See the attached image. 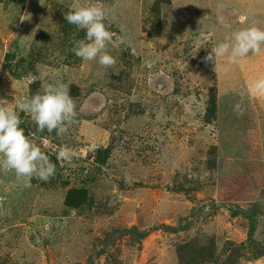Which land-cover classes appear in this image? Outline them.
Listing matches in <instances>:
<instances>
[{"label": "rangeland", "instance_id": "1", "mask_svg": "<svg viewBox=\"0 0 264 264\" xmlns=\"http://www.w3.org/2000/svg\"><path fill=\"white\" fill-rule=\"evenodd\" d=\"M154 1L0 0V103L15 106L32 96V86L37 93L54 79L83 89L74 99L77 118L62 135L45 130L48 135L41 136L27 119L44 152L57 157L61 147L69 150L67 159L58 160L70 173L67 184L57 174L44 182L0 171V264H85L90 252L101 248L97 238H104L102 230L110 225L142 230L161 224L179 229L153 231L141 242L123 237L96 264H178V245L206 236L225 250L222 259L228 264L229 258L233 264H264V255L254 258L257 246L248 245V221L230 210L256 200L253 180L247 174L215 179L204 164L212 145L230 140L231 132L224 134L229 128L221 126L228 121L221 120L234 107L242 131L251 133L246 151L235 135L236 158L264 166V97L248 87L264 76V52L232 65L221 59L216 70L205 61L214 46L242 27L240 16L246 17L244 26L264 28V0H170L162 5L159 31L151 26ZM85 2L102 3L109 30L124 39L117 48L109 46L116 58L111 67L75 59L70 64L73 31L67 43L45 42L62 24L53 5L61 4L66 14ZM110 75L119 82L108 81ZM213 93L221 120L208 123ZM235 98L245 100L243 106H234ZM19 114L26 121L27 115ZM98 150H112V156L102 163L103 172H92L89 179L103 196L114 197L113 213L68 211L64 196L85 180L89 185L87 173L78 171L95 163ZM184 177L195 182L194 199L172 190ZM256 234L264 246V215Z\"/></svg>", "mask_w": 264, "mask_h": 264}, {"label": "clouds", "instance_id": "2", "mask_svg": "<svg viewBox=\"0 0 264 264\" xmlns=\"http://www.w3.org/2000/svg\"><path fill=\"white\" fill-rule=\"evenodd\" d=\"M65 20L85 32L83 39L75 42L72 51L82 61H96L107 68L115 65L111 48L124 43L123 37H114L107 23L108 12L102 3L85 2L73 4L65 14ZM246 17L240 16L242 25L214 46L205 57L215 70L223 59L227 65L238 63L251 55L264 52V28L258 24L245 25ZM249 92L264 97V76L249 84ZM20 112L25 113L37 126L39 132L62 135L78 115L77 105L70 95L69 87L61 80H52L42 91L19 100L15 106L0 103V171L13 172L17 179L31 181L36 178L47 182L56 174V164L50 159L30 133L22 127ZM69 150L61 147L57 160L67 159Z\"/></svg>", "mask_w": 264, "mask_h": 264}, {"label": "trees", "instance_id": "3", "mask_svg": "<svg viewBox=\"0 0 264 264\" xmlns=\"http://www.w3.org/2000/svg\"><path fill=\"white\" fill-rule=\"evenodd\" d=\"M23 1V0H19ZM165 4H171L170 0H155L152 7H151V13L153 15V18L151 19V26L155 28V31L161 30V22H162V5ZM52 8V7H51ZM60 18L62 21V24L60 26H57L56 29H54V35L52 38H48L45 42H61L66 40L65 43H67L68 38L70 37V34H74L75 32V39L76 41L83 39L85 36V32L83 30L77 29L76 26L69 24L65 20V7H63L59 3H55L53 5L52 9ZM56 31V32H55ZM73 31V32H71ZM68 37V38H67ZM61 40V41H60ZM69 56L67 61H69L70 64H73V59H75L76 64H80L82 60L75 56L72 49L67 53ZM127 55V54H126ZM125 56V54H124ZM74 62V64H75ZM120 77L114 75L108 76V81L112 82H119ZM110 84H108L109 86ZM81 84H70L69 86V92L70 95L73 97V99L79 98L82 95L83 89H81ZM110 91H113V86L109 88ZM31 94H36V90L34 86L31 88ZM237 94L235 93V96ZM245 103V100L240 98L233 99V105L237 106V104ZM243 106V105H242ZM247 107H249V103L247 102ZM245 108V107H244ZM219 102L217 100V97L215 93H213L209 99V104L206 109V115L205 119L208 123H212L215 119L221 120L219 118ZM235 115V108L232 109L229 108L227 111V116L225 119L221 120H227L228 124H223L221 122V126L228 127L229 130H227L224 134H230V140H219V142L216 145H212L210 150L207 151L206 158H205V168L209 169V171L214 175L215 179H220L223 177H232V176H238L242 174H247L246 176L252 179L255 184V189H257V193L259 194L256 198V200L249 204L248 207L243 208L241 205H235L233 204L230 208V210L235 213V215L243 216L247 221V235H248V245H255L257 246L258 253L254 256V258H258L262 255H264V246L262 245V242L259 241L256 238V232L259 226V222L261 221L262 216L264 215V186L262 183H264V166H261L260 164L255 163L254 160H250L249 163L244 164L241 163L239 158H236L235 154V135L241 136V146L246 151L245 145L248 144V137L251 133L244 132L241 129V125L237 123L238 119H240L241 113H238V117ZM24 117V116H23ZM23 120L22 127L25 129L26 133H30L33 136V133L29 130V119L28 116ZM28 119V120H27ZM31 120V119H30ZM236 122V123H235ZM31 123L33 124L31 126L32 129L35 130L36 133L41 135L43 133L44 135H48L47 132H39L37 130L36 124L31 120ZM238 124V125H237ZM42 136V135H41ZM233 136V137H232ZM50 156V159L53 163L56 164V174L60 176L61 180L65 182L64 184H67L69 181V178H66V176H70V173L62 168L57 160V157L54 154H51L50 152H45ZM112 150H98L95 153V163H90V165L87 167V169H81L78 171V173L83 174L84 172L87 173L88 179L92 172L95 173V176L99 173H102L103 170L101 169V165L106 164L107 161L111 159ZM126 157V155H125ZM259 162V161H257ZM89 173V174H88ZM198 177H202L199 173L197 174ZM262 176V179L259 177ZM259 179V180H258ZM33 181V180H32ZM34 182V181H33ZM82 186H75L68 190L64 196L63 199V205L65 208L75 211H81L86 215L95 214V215H102L106 212H109L111 215L113 213V209L109 206V202H112L114 200L113 196H103L102 193H100V188L97 184L93 183L89 179V187L86 184V180L83 183ZM105 184V183H104ZM119 184V183H118ZM121 186L125 187V184L120 183ZM91 188H96L98 191H94ZM172 190L183 193L186 195V197H189L190 199H194L190 194L197 190L195 188V182H192L191 180H188L184 177L182 182L176 186L172 187ZM105 194V190L103 191ZM101 195L103 197H101ZM101 197V198H100ZM96 209V210H94ZM112 209V210H111ZM108 215V216H110ZM195 215V212L193 213ZM115 224V223H114ZM188 227V224H187ZM162 229L165 232L169 233H175L178 231L179 228L167 225V224H161V226H153L152 228H145V229H139L138 226H130V227H120L116 225H110V228L103 229L102 232L104 233V238H97L98 241L101 243V248L97 251L90 252V254L87 257V262L85 264H96V260L107 253L110 246H115L116 242L119 241L121 238L130 236L131 239L137 240L138 242H141L144 240L149 234L153 231ZM214 240L211 239V237H202L198 240H190L188 243L178 246L181 247L180 257L178 264H226V260L222 259V255L225 252V250H220L218 246L214 244ZM245 246V244H244ZM233 250V248H232ZM230 257H233L232 255ZM231 263L233 264L234 258H229ZM80 264V263H76ZM228 264V263H227Z\"/></svg>", "mask_w": 264, "mask_h": 264}]
</instances>
